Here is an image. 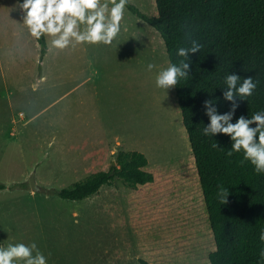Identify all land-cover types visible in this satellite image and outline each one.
<instances>
[{
	"label": "rangeland",
	"instance_id": "obj_1",
	"mask_svg": "<svg viewBox=\"0 0 264 264\" xmlns=\"http://www.w3.org/2000/svg\"><path fill=\"white\" fill-rule=\"evenodd\" d=\"M130 2L156 14L154 0ZM22 15L0 0L1 244L35 241L49 264H203L210 239L175 88L154 85L169 60L160 33L126 6L112 46L41 58ZM120 150L143 152L166 182L116 178L83 200L55 194L107 170Z\"/></svg>",
	"mask_w": 264,
	"mask_h": 264
},
{
	"label": "trees",
	"instance_id": "obj_2",
	"mask_svg": "<svg viewBox=\"0 0 264 264\" xmlns=\"http://www.w3.org/2000/svg\"><path fill=\"white\" fill-rule=\"evenodd\" d=\"M155 15H147L128 0L127 8L160 33L169 60L183 44V31L194 33L203 43L200 53L191 54V77L175 86L181 120L191 147L190 168L195 176L209 234V250L203 264H257L259 231L264 227V175L241 163V155L226 156L228 137L202 134L208 118L205 99L219 98L218 110L230 102L222 98L223 75L235 72L258 81L253 97L239 101L236 116L264 108V0H154ZM41 58L44 38L36 41ZM217 143L218 148L211 145ZM116 178L135 188L165 183L166 177L149 167L147 156L138 150L118 151L115 163L83 181L55 191L67 200H83ZM220 187L228 188L224 203L217 198ZM6 185L0 182V190ZM1 244V241H0ZM142 264H150L141 259ZM161 264V263H156Z\"/></svg>",
	"mask_w": 264,
	"mask_h": 264
},
{
	"label": "clouds",
	"instance_id": "obj_3",
	"mask_svg": "<svg viewBox=\"0 0 264 264\" xmlns=\"http://www.w3.org/2000/svg\"><path fill=\"white\" fill-rule=\"evenodd\" d=\"M128 0H16L22 12V25L27 35L39 41L44 38L45 51L74 49L78 45L112 46L122 32L127 31L125 10ZM183 44L175 48V61L168 60L154 76L155 88L168 92L181 81L191 77V54L201 51L203 43L194 33L183 31ZM148 71L156 68L149 62ZM41 81L45 77L39 78ZM258 81L253 76L227 72L223 75L222 98L230 102L227 111L218 110L219 98L205 99L203 113L208 118L202 128L205 137L217 134L228 137L230 147L226 156L241 155V163L251 165L257 175H264V108L251 116H236L239 101L253 97ZM218 148L217 143L211 145ZM228 188L220 187L217 198L226 201ZM259 241L264 245V227L259 231ZM0 264H49V257L35 241L0 244ZM257 264H264V247L259 251Z\"/></svg>",
	"mask_w": 264,
	"mask_h": 264
},
{
	"label": "water",
	"instance_id": "obj_4",
	"mask_svg": "<svg viewBox=\"0 0 264 264\" xmlns=\"http://www.w3.org/2000/svg\"><path fill=\"white\" fill-rule=\"evenodd\" d=\"M115 163V162H113ZM30 183H31V187L34 190H40V187L37 185L36 180H35V172L32 173L31 177H30Z\"/></svg>",
	"mask_w": 264,
	"mask_h": 264
}]
</instances>
